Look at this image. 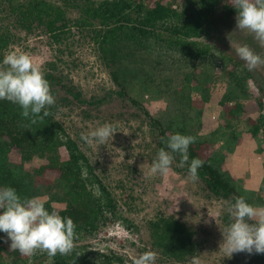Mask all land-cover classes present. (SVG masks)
I'll return each instance as SVG.
<instances>
[{
  "label": "trees",
  "instance_id": "trees-1",
  "mask_svg": "<svg viewBox=\"0 0 264 264\" xmlns=\"http://www.w3.org/2000/svg\"><path fill=\"white\" fill-rule=\"evenodd\" d=\"M69 12H77L78 16L70 19ZM216 17L223 21L236 17L231 0H0V62L21 31L43 30L59 46L65 45L69 54L72 52L66 42L78 33L96 46L118 88L101 98L87 99L70 81H63L55 62H49L42 72L50 84L55 104L42 121L33 124L21 116L19 106L0 100V188L12 187L22 198L47 195L45 208L52 214L70 217L76 225L72 253L51 257L52 264H123V257L99 252L90 254L79 242L95 235L110 217L122 219L127 228L135 226L133 221L123 217L113 188L96 173L95 165L81 147L79 133L70 135L58 118L64 107L76 105L82 117L94 119L99 117L94 112L106 103L118 102L123 106L126 102L131 103L145 114L154 139L152 143L156 144L155 151L166 149L165 142L173 134L195 137V143L188 149V164L193 158L204 161L197 175L209 195L229 204L234 203L235 198L243 197L253 205L250 196L234 185L219 164L225 160L224 152L232 151L233 154L241 143L243 131L238 124L242 120L245 119L248 135L254 140L261 136L264 141V87L246 67L228 70L235 59L209 44L195 41L208 34ZM244 43L264 55V49L253 37L247 36ZM58 52L66 54L61 47ZM71 64L77 67L75 59ZM216 68L222 69L223 78L227 75L229 83L219 100L224 112L207 134L199 135L200 118L194 124L190 115L186 119L183 117L180 121L183 126H179L177 118L173 117L165 124L132 96L134 86H139L146 94H150L149 88H152L161 93L164 100H173L181 106L186 104L193 109L189 95L199 91L204 102H208V87L218 80L211 73ZM197 72H200V79ZM180 75H184L183 80ZM174 79L178 81L173 83ZM162 82L166 83L167 89L163 88ZM241 96H248L257 106L259 116L256 120L243 117L246 107ZM201 109L196 113L201 111L202 114ZM185 124L195 130L186 128ZM221 142L217 151H210ZM256 152L263 153L264 146L258 147ZM15 153L19 162L9 160V155ZM173 156L179 164V155L173 153ZM34 161L43 163L36 166ZM188 164L177 170L188 175ZM53 174L55 177L51 178ZM59 198L64 201V207L56 212L53 205ZM221 220L226 226L230 223L227 213ZM145 226L150 239L146 250H155L160 260L184 264L200 255L197 230L186 220L161 214L149 219ZM135 229L139 231L138 226ZM6 240V234L0 232V264H35L45 255L37 252L31 257L22 256L18 251L8 250ZM234 260L235 264H264V254L246 253L242 259L238 256ZM227 261L229 264L235 262L230 257Z\"/></svg>",
  "mask_w": 264,
  "mask_h": 264
},
{
  "label": "rangeland",
  "instance_id": "rangeland-1",
  "mask_svg": "<svg viewBox=\"0 0 264 264\" xmlns=\"http://www.w3.org/2000/svg\"><path fill=\"white\" fill-rule=\"evenodd\" d=\"M49 1L56 2V0ZM69 15L70 19H73L78 16V13L69 12ZM214 19L215 22L211 24L208 34L195 41L209 44L218 52L235 59L234 62H230L228 70L232 67H236L237 70L245 67L244 62L237 57L234 47L231 48V43L245 44L246 37L251 35L237 31L236 17L228 21L217 17ZM17 37L18 40L10 44L5 54L9 51L28 54L34 66L40 71L44 69L46 63L55 62L61 70L63 81H70L81 90L85 98H101L110 90H118L96 46L78 33L69 37L66 42L71 54L68 53L65 45L59 46L43 30H34L31 33L21 31ZM60 47L66 51L65 55L58 52ZM72 59H75L77 67L71 64ZM251 72L264 87V67ZM198 73L200 72H197V78L200 79ZM211 73L219 81L209 85L208 102H204V96L199 91L189 95L192 97L193 109H189L186 104L181 106L173 100H164L162 94L156 93V90L152 88H149L150 95L143 92L139 86H134L131 88L132 96L138 99L151 115L159 117L165 124L169 123L173 117L177 118L179 126H183L180 122L183 117L186 119L190 115L194 124L200 118L202 126L199 135H204L220 121V115L224 110L219 105V100L229 83L227 75L223 78L222 69L216 68ZM180 79L183 80L184 75H180ZM177 81L178 79L172 80L173 83ZM194 84L195 81L192 82V85ZM162 86L167 89L166 83L162 82ZM241 100L246 107L243 117L256 120L259 116L257 106L248 96H241ZM125 105L118 102L102 105L98 112H94V114L98 113L101 120L99 117L94 119L82 117L81 110L76 105L72 108H62L58 114V118L72 136L79 133L81 137V133H87L104 123L114 125L116 133L107 143L88 144L82 140L80 143L92 164L95 165L96 173L113 188V195L119 200L123 217L133 221L134 225L139 227V231L135 229V226L127 228L122 223V219L110 217V220L95 235L85 238L79 244L85 245L90 254L99 252L108 256L123 257L125 261L123 264H132L139 255L149 251L146 250L147 246H150L146 222L162 214L186 220L189 225L195 227L196 238L201 243L199 246L201 253L195 257L199 260V264H229L228 256L220 248L223 240L222 232L226 226L221 218L227 213L226 208L229 202L210 196L206 186L200 180L192 181L187 174L179 172L175 158L167 174H151L150 164L158 151L154 150L156 144L152 143L154 139L146 124L147 119L145 114L131 103L126 102ZM84 108L86 109L85 106ZM197 109H201L202 114L201 111L196 113ZM117 113L122 116H118ZM110 114L111 118H109ZM136 114L140 116L135 117ZM244 121L245 119L238 124V128L243 131L241 143L233 154L232 151L224 152L225 160L219 164V167L227 173L237 188L243 190L244 195L250 196L254 207L264 206V152L260 154L256 152L258 147L264 146V141L261 140V136L254 140L251 135H248V129L244 128ZM185 125L186 128L194 129ZM222 144L223 142L216 144L210 151L213 149L217 151ZM62 152L65 155V151ZM9 160L20 161L17 153L10 154ZM42 163L34 161L33 165L39 166ZM51 176V178L55 177L54 174ZM41 198L45 203L49 196L45 195ZM54 202L56 212L64 207V201L61 198ZM10 243V240L5 243L8 250ZM152 252L157 257L155 264H179L175 261L160 260L157 252L155 250ZM238 256L242 259L246 253H234L230 258L234 262ZM192 260L184 264H192ZM235 263L236 261L233 264ZM35 264H52V260L45 253Z\"/></svg>",
  "mask_w": 264,
  "mask_h": 264
},
{
  "label": "clouds",
  "instance_id": "clouds-1",
  "mask_svg": "<svg viewBox=\"0 0 264 264\" xmlns=\"http://www.w3.org/2000/svg\"><path fill=\"white\" fill-rule=\"evenodd\" d=\"M236 11L237 31L250 34L261 48H264V0H231ZM231 43V42H230ZM237 57L244 62L248 71L264 67V55L256 53L247 44L231 43ZM0 100H6L21 109V116L35 124L43 120L54 106L49 82L34 66L32 58L25 53L9 51L0 62ZM116 133L114 125L104 123L95 129L81 133V139L88 144H105ZM166 149L161 148L150 164L151 174H167L178 154V167L188 164V149L195 143V137L180 133L166 140ZM204 161L193 158L188 164V176L198 179L197 170ZM144 166V165H143ZM142 166V167H143ZM230 223L224 227L220 248L226 256L234 253L264 254V206L254 207L245 198L237 197L226 208ZM76 225L70 217L50 213L41 197L22 198L12 187L0 188V232L11 241L10 251L31 257L37 252L48 257L57 254L69 255L74 249ZM156 254L147 251L139 255L134 264H155ZM192 264H199L193 258Z\"/></svg>",
  "mask_w": 264,
  "mask_h": 264
}]
</instances>
